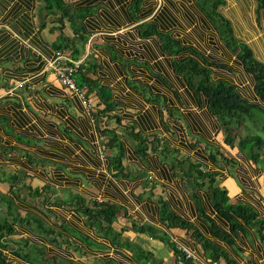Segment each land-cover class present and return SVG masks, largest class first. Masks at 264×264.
Wrapping results in <instances>:
<instances>
[{
	"label": "crops",
	"instance_id": "0c3cea01",
	"mask_svg": "<svg viewBox=\"0 0 264 264\" xmlns=\"http://www.w3.org/2000/svg\"><path fill=\"white\" fill-rule=\"evenodd\" d=\"M62 1L68 16L48 0H0V195L9 198L11 212L36 221L15 224L11 239L44 251L35 263L12 249L3 255L16 264H227L222 257L211 260L187 231L168 228L161 220L165 205L237 264H264V238L257 229L241 222L232 231L210 201L207 184L198 187L195 173L186 176L188 164L177 163L189 161L214 174L215 186L227 192L231 204L250 207L264 221V147L254 162L238 142L226 144L206 97L174 68L176 61L192 58L210 70L213 81L234 86L244 100L264 108L234 45L194 0H145L143 11H152L138 22L116 1ZM224 1L219 14L264 65V10L257 0ZM144 22L156 24L153 34L145 33ZM83 35L87 41H77ZM168 36L183 51L166 47ZM73 46L80 52L77 61L94 66L99 82L111 88L119 121L98 115L103 106L94 94L88 99L85 88L79 86L82 98L59 84L50 64L58 53L73 60ZM107 129L122 145L120 167L102 133ZM132 131L148 138L141 147ZM77 199L120 208L114 225L123 233L116 245L87 224ZM5 203L0 201V222L12 224ZM204 219L229 238L213 235ZM134 224L153 226L156 236L138 233ZM49 228L61 235L57 241L45 235ZM163 235L193 257L183 262ZM123 241L155 261H141Z\"/></svg>",
	"mask_w": 264,
	"mask_h": 264
},
{
	"label": "trees",
	"instance_id": "16d2710c",
	"mask_svg": "<svg viewBox=\"0 0 264 264\" xmlns=\"http://www.w3.org/2000/svg\"><path fill=\"white\" fill-rule=\"evenodd\" d=\"M112 1H116L118 4H125L124 7L129 11L130 18L135 22L146 19L152 11L151 9L143 11V8L146 6L144 3L145 0H131L130 4L128 5H126V2L129 0ZM194 1H196L202 11L206 13L211 23H213V25H215L220 30L226 43L234 45V49L237 51V54L243 62L246 70L250 72L255 78V91L257 95L264 101V65L256 60L252 51L246 44L236 40L230 22L219 14L218 9L225 5L226 2L224 0ZM257 2L258 8L264 10V0H257ZM48 6H50L52 9H60L63 15L68 16V10L66 9L62 0H48ZM70 22L72 24V21ZM141 27L146 28L145 33L153 34L152 32L154 29H156V24L144 22L141 24ZM222 28L223 31L221 30ZM76 30H81L80 25L77 26ZM150 30L151 32H149ZM77 41L85 43L87 38L85 35H83L77 39ZM163 44L165 46L168 45L169 47H166L170 48L174 53H179L181 50L183 51V48L180 47L179 43L172 40L169 36ZM174 47L176 50L173 49ZM186 49H188V51L193 54L197 53L192 49ZM79 56L80 52L76 48V51L73 55V60L77 61ZM174 68L188 79L192 85V88L197 94H202L206 97L209 109L217 117L222 125L223 131L225 133V143L228 145H234L235 142H238L237 146L242 150H247V155L251 160L254 162H259L261 155L260 153L264 147V141L262 137L252 134H247L243 137L240 133L243 131L242 127L245 125L244 123L255 116L257 109L259 108L264 112V108L244 100L239 95L234 86L222 81H213L211 79L210 70L192 58L176 61L174 63ZM77 85L78 87L80 86L86 89L85 96L88 99L93 97L94 94V96L99 100V103L103 106V109L98 112V115L107 116L109 119L115 118L117 121H119V119L116 117V104L113 101V92L110 87L99 82V79L94 72V66L86 67L85 65H81L77 73ZM102 133L107 137L109 136L110 139L108 140L107 144L110 148L116 150V154L113 156V161L120 167V161L123 156V148L121 143L117 141L115 131L107 129L102 131ZM130 134L136 139H141L139 147H141L143 141L148 139L139 133H134V131H132ZM145 152L146 151L144 149L141 153ZM177 163L179 166L188 164L189 169L186 173V176L195 173L196 175L194 180L198 187H204L207 184V193L210 201L212 202L215 210L229 222L232 231L236 232L238 229H241V222H243L246 225L256 228L259 236L262 239L264 238V221L260 220L250 207L241 204H231L227 192L215 186L214 174L200 170L199 167L191 165L189 161H179ZM2 198L5 197L0 195V201ZM77 201H79L80 205L76 209H78L86 217L87 224L97 233H102L109 237L113 244L116 245L117 240L121 239L123 233V229L118 231L114 225L115 220L120 212V208L107 202L90 201L87 205H85L84 203L80 202L81 199H77ZM8 203L10 207V214H12V204L10 201ZM30 219L31 217H22L21 214H13L12 224L7 221L0 222V264H16L13 261L8 260L3 255L5 250L12 249L11 251H13L17 257L23 261H27L28 263L32 261L35 263L38 259L37 256H42L44 253L42 248H40V250H32L28 248L30 246L27 241H13L11 239V237L16 234V229L14 227L15 224L24 222L28 225L35 224L33 222L36 221H31ZM161 220L166 223L168 228H178L187 231V234L190 235L191 239L201 244L204 251L208 253V256L214 262L222 257L225 259L227 264H237L228 256L225 251L207 241V239L204 238L202 233H200V231L197 230L193 224L182 220L175 213L170 211V209L165 205L161 211ZM204 220L208 222L209 228L213 235L223 239L229 238L227 235L218 230L211 221L208 219ZM41 226L43 225L41 224ZM134 228L138 233L156 236L157 229L151 225L139 226L134 224ZM45 235H47L49 239H52V241H57L58 236H61L57 233L55 234V231L51 228L45 229ZM161 238L163 241H166V243L174 251V254L180 252L182 253L183 262L189 260L185 257L184 253L180 249L174 247L167 235H163ZM122 243L130 250H133L136 257L141 261H149L153 258L151 253H146L142 248L137 245H132L129 241H123ZM24 248L26 249L27 253H25V250H23ZM67 263L73 264L71 262Z\"/></svg>",
	"mask_w": 264,
	"mask_h": 264
},
{
	"label": "built area",
	"instance_id": "2783aa9c",
	"mask_svg": "<svg viewBox=\"0 0 264 264\" xmlns=\"http://www.w3.org/2000/svg\"><path fill=\"white\" fill-rule=\"evenodd\" d=\"M81 65V61L72 60L63 54L58 53L57 57L51 62L50 67L55 72L57 80L62 87L84 98V92L77 85V73ZM179 249L184 253L187 259L193 257V254L189 249L185 247Z\"/></svg>",
	"mask_w": 264,
	"mask_h": 264
},
{
	"label": "rangeland",
	"instance_id": "374dc122",
	"mask_svg": "<svg viewBox=\"0 0 264 264\" xmlns=\"http://www.w3.org/2000/svg\"><path fill=\"white\" fill-rule=\"evenodd\" d=\"M222 31H223V28L221 29ZM165 40H167V38L165 39ZM164 40V41H165ZM168 44V43H167ZM173 44V43H172ZM166 46H168V45H166ZM169 47V46H168ZM173 49H175L176 50V48L174 47ZM247 118V117H246ZM247 120V119H246ZM245 125L243 126L244 127V129H242V130H245V129H248L249 130V133L250 134H252V135H257V136H260V137H262L263 138V140H264V112L263 111H261L259 108L257 109V111H256V114H255V116L252 118V119H249V120H247L245 123H244ZM9 198L8 197H5V199H3L2 198V200H6V205H9V201L10 200H8ZM15 209V208H14ZM12 214H15V213H13V212H11ZM13 222V221H12ZM75 233V232H74ZM76 236H78L79 238H81V235H79V234H75ZM165 243H166V241H164ZM31 246L30 247H28V248H30V249H32V250H38L39 249V247H38V245H36V244H34V243H32V244H30ZM16 246H18V245H16ZM22 248V247H21ZM23 250H25V253H27L26 252V249L24 248ZM151 261H155V259L153 258V259H151ZM58 262H64V261H62V260H59ZM57 262V263H58ZM44 262H42V264H43ZM53 264H55V262H52ZM64 264H69V263H67V262H64ZM105 264V263H104Z\"/></svg>",
	"mask_w": 264,
	"mask_h": 264
}]
</instances>
